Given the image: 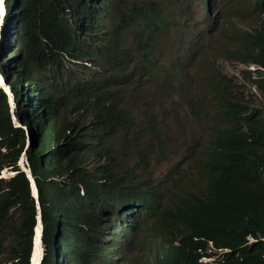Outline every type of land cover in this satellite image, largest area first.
<instances>
[{"label": "trees", "instance_id": "obj_1", "mask_svg": "<svg viewBox=\"0 0 264 264\" xmlns=\"http://www.w3.org/2000/svg\"><path fill=\"white\" fill-rule=\"evenodd\" d=\"M107 2L5 0L0 73L13 96V115L30 137L26 159L41 205L45 248L41 264H121L125 257L114 261L111 253L119 249L112 251L122 239V222L134 227L137 207L149 213L155 204L157 191L136 173L142 168L140 160L126 167L118 160L132 154L130 142L155 129L150 119L145 126L138 125L129 87L153 72L158 37L167 35L170 24L155 23L141 33L136 25L121 21L130 27L143 62L138 71L133 68L122 79L112 78L110 65L86 57L95 38L108 35L100 18ZM132 3V11L148 27L156 4L150 0ZM113 34L100 51L107 52L109 60L116 59L121 47L117 32L114 42L106 46ZM84 62L99 71H91ZM25 139L0 89V173L6 168L15 172L9 179L0 176V264H29L36 208L29 180L18 166ZM250 212L246 204L200 208L180 200L176 212L167 216L160 212L159 221L170 232L181 225L218 237L222 223L246 216L253 220L255 231L264 235V216ZM230 240L239 243L241 237Z\"/></svg>", "mask_w": 264, "mask_h": 264}, {"label": "clouds", "instance_id": "obj_2", "mask_svg": "<svg viewBox=\"0 0 264 264\" xmlns=\"http://www.w3.org/2000/svg\"><path fill=\"white\" fill-rule=\"evenodd\" d=\"M150 1L155 3L157 8L154 14H151L153 19L148 27L140 20V16L132 11L133 0H108L103 7L100 18L102 25L108 29V35H98L87 48L86 57L90 62L96 61L106 67L110 65L107 69L112 78L117 76L122 79L133 68L138 71V66L143 62V52L130 32V27L122 26L121 21L136 25L141 33L147 32L155 23L169 22L170 27L173 24L164 7L157 0ZM203 1L206 19H210L212 2ZM240 2L241 0L229 1L223 7V18L237 16L219 31V42L213 48L217 56L228 60L227 67L232 71L220 70L216 59L212 63L206 61V70L197 74L196 78L200 82L199 97L205 100V105L198 104L197 97L186 94L182 97L196 123L203 121L202 144H188L183 150V157L178 166L172 167L165 178L153 177L154 173L147 177L140 175L151 189L157 191L155 204L149 213L137 207L139 213L133 219L134 227L126 221L122 222V239L112 248L114 251L119 247L117 252L111 253V259L114 261L122 256L126 246L131 243L134 264H264V235L255 231L253 220L249 221L251 219L246 216L222 223L219 228H223L218 237H210L193 229L185 230L181 225L170 232V228H166L159 221V213L172 215L176 212L180 200H189L200 208L215 204H246L252 211L251 215L264 216V0H251L242 11L239 8ZM5 14L6 4L3 0V8L0 7V41L3 38L2 25ZM112 32L113 39L106 46L114 42L115 32L121 37V47L115 60H109L107 52H100L104 48L102 44ZM167 38L168 33L165 36L159 35L154 50L155 64L151 66L153 72L132 82L134 86L156 76L159 79L157 93L175 91L174 87L181 92L186 85L190 78L186 77L177 54L166 56L171 70L175 72L169 78L162 76L163 68L159 61L160 54L163 55L162 51L165 49L161 48V44L166 43ZM84 64L93 72L99 71L87 62ZM0 76V84L5 85L4 89L1 86L0 89L9 98L5 91L9 86L1 73ZM169 80L176 81L175 86L168 84ZM238 82L248 84L251 90L248 93L240 90ZM129 92L131 93L130 90ZM10 97L13 123L15 127L23 128L25 136L30 139L26 127L13 115L12 93ZM212 97L217 98L216 104L211 102ZM131 106L139 126H145L146 121L150 119L149 123L155 127L154 130L148 131L144 138L129 143L134 146L131 155L135 156L136 161L133 165L138 160L141 163L142 168L136 171L139 175L140 171H151L155 164L162 163L170 155L168 142L164 138L165 130L158 124L161 130L156 126V117L146 118V112L141 114L136 111L135 102ZM209 108L211 113L207 114L205 110ZM150 138V145L145 149L139 148L140 153L136 154V145ZM181 166L185 169L182 170ZM162 189L165 191L163 194ZM144 212L146 214L142 215ZM103 218L105 216L101 218L104 221L106 218ZM110 218L111 215L108 216V219ZM166 220L168 221L167 218ZM37 223L42 228L41 213L40 221L36 218L34 228ZM235 235H239L241 241L231 248L226 257L220 258L218 252L221 244ZM188 240V244L184 246V242ZM40 245L44 257L45 248L41 239ZM32 250L33 237L31 252ZM43 257L37 264H41ZM30 260L31 257L29 263Z\"/></svg>", "mask_w": 264, "mask_h": 264}, {"label": "rangeland", "instance_id": "obj_3", "mask_svg": "<svg viewBox=\"0 0 264 264\" xmlns=\"http://www.w3.org/2000/svg\"><path fill=\"white\" fill-rule=\"evenodd\" d=\"M160 5L172 19L173 24L168 32L166 43L161 44L163 55L160 54V64H162L163 78L170 77L172 71L170 63L166 61V56L171 53L177 54L182 64L186 77L190 78L186 81V85L180 90L174 87L175 91L166 92L164 94L157 93L159 79H146L144 83L136 84L130 87L132 93V101L135 102V110L143 114L145 117H156V126H161L165 130L164 138H166L170 157L160 164H155L151 171L139 172V175L147 177L165 178L169 175L172 167L178 166L183 150L188 144L196 143L198 146L202 144L201 129L203 121L196 123L190 113V109L186 102L182 99L183 95L197 97L198 104L205 105V100L200 98L198 90L200 82L196 80L197 74L206 70L204 63L206 61L212 63L217 61L219 69L223 72L232 71L228 68V60H223L217 56L213 48L219 42V31L237 15L230 18H223L222 10L229 1L234 0H210L212 2V13L210 19H206V11L203 0H157ZM251 0H241L239 8L242 11ZM167 49V50H166ZM171 80V79H170ZM168 81L171 86L176 81ZM238 88L248 93L251 88L248 84H242ZM211 109L205 112L210 114ZM141 118V116H140ZM158 124V125H157ZM159 128V127H158ZM160 129V128H159ZM161 130V129H160ZM152 141H142L136 145L139 150L147 148ZM115 145V143H113ZM119 163L126 167L135 163V156L129 155L119 158ZM182 170L185 169L181 166ZM12 172L8 169L1 171L0 176L3 179H9ZM165 191L162 189L161 194ZM106 218V217H105ZM103 218V219H105Z\"/></svg>", "mask_w": 264, "mask_h": 264}, {"label": "bare ground", "instance_id": "obj_4", "mask_svg": "<svg viewBox=\"0 0 264 264\" xmlns=\"http://www.w3.org/2000/svg\"><path fill=\"white\" fill-rule=\"evenodd\" d=\"M208 1H210V0H208ZM0 7L3 8V0H2V3H0ZM1 18L2 17H0V23H1ZM0 78H1V76H0ZM25 141H26V145H25L23 152L21 153V155L19 157L18 166H19L20 170L25 173L26 177L29 180L30 193H31L32 198L35 201L36 218L38 221H40L41 205H40V202L38 199V191H37L35 181L32 177L29 164H28L27 159H26V150L30 144V139L26 137ZM9 171L12 172L11 176H13L15 172H13L11 170H9ZM41 232H42L41 225L39 223H37L34 230H33V235H32V237L35 236L34 237L33 250H32L31 255H30V257L33 258L32 264H37L38 261L40 260V258L43 257V249L40 245V239L42 240ZM125 239H127V237ZM237 244H238V242H236L234 240L232 241L230 239L223 241V243L221 244V246L219 248V252H218L219 257L220 258L226 257L227 254L229 253V251L231 250V248ZM122 256H124L125 258L121 264H134L135 259H134V254L132 252L131 246L127 247V249L123 252Z\"/></svg>", "mask_w": 264, "mask_h": 264}, {"label": "water", "instance_id": "obj_5", "mask_svg": "<svg viewBox=\"0 0 264 264\" xmlns=\"http://www.w3.org/2000/svg\"><path fill=\"white\" fill-rule=\"evenodd\" d=\"M0 36H1V34H0ZM0 86H1L3 89L5 88V85H4L3 83H1ZM5 91L7 92L8 96H9L8 100H9V103L11 104V106H12V98L10 97L11 92H10L9 88H8V90H5ZM34 237H35V236H34ZM34 237H33V246H34ZM32 260H33V258L31 257V260H30V263H29V264H32V263H33Z\"/></svg>", "mask_w": 264, "mask_h": 264}, {"label": "snow or ice", "instance_id": "obj_6", "mask_svg": "<svg viewBox=\"0 0 264 264\" xmlns=\"http://www.w3.org/2000/svg\"><path fill=\"white\" fill-rule=\"evenodd\" d=\"M0 3H2V0H0Z\"/></svg>", "mask_w": 264, "mask_h": 264}]
</instances>
